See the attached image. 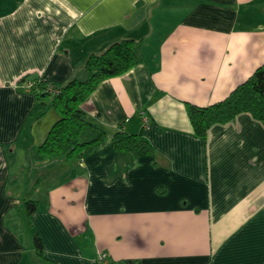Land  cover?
I'll return each instance as SVG.
<instances>
[{
    "label": "crops",
    "instance_id": "crops-1",
    "mask_svg": "<svg viewBox=\"0 0 264 264\" xmlns=\"http://www.w3.org/2000/svg\"><path fill=\"white\" fill-rule=\"evenodd\" d=\"M128 39L139 63L82 108L110 138L123 125L154 153L109 142L45 160L38 148L59 116L41 115L18 82L84 80L91 55ZM262 65L264 0H0V264L38 263L22 241L24 199L39 202L32 223L57 264H99V252L124 264H264V121L242 113L202 139L186 110L224 100Z\"/></svg>",
    "mask_w": 264,
    "mask_h": 264
},
{
    "label": "trees",
    "instance_id": "trees-1",
    "mask_svg": "<svg viewBox=\"0 0 264 264\" xmlns=\"http://www.w3.org/2000/svg\"><path fill=\"white\" fill-rule=\"evenodd\" d=\"M138 63L136 42L128 39L111 45L102 54L91 55L85 64L87 77L84 80L73 79L63 86H55L42 75L32 74L21 79L19 85L33 82L30 91L37 97L41 115L51 106L59 116L39 146L38 154L54 161L70 162L98 152L109 142L117 152L135 157L153 154L154 147L145 136L130 134L122 125L110 138L106 131L87 120L82 108L102 82L126 74ZM52 86L58 93L51 91ZM186 110L195 135L202 139L208 137L215 125L230 123L242 113L264 121V65L224 100L206 107L186 103ZM90 129L97 130L98 135L86 139L85 133ZM24 210L34 231L36 255L42 264H57L47 256L43 241L32 223L31 218L39 210V202L24 200Z\"/></svg>",
    "mask_w": 264,
    "mask_h": 264
},
{
    "label": "rangeland",
    "instance_id": "rangeland-1",
    "mask_svg": "<svg viewBox=\"0 0 264 264\" xmlns=\"http://www.w3.org/2000/svg\"><path fill=\"white\" fill-rule=\"evenodd\" d=\"M37 153V152H36ZM37 155V154H36ZM45 159V158H44ZM30 160V158L28 159ZM46 160V159H45ZM31 162V161H30ZM29 161H27V165H29L30 170L32 169V167H34V165H36V163H30ZM26 164V162H24ZM30 174V173H29ZM28 178H30V176L28 175ZM24 180V179H23ZM21 186V184H18V187ZM32 187V186H30ZM20 189V188H18ZM25 189L21 188L19 190L20 193H23ZM24 200H28V199H24ZM24 215V213H22ZM22 241H24V244H26L27 248H30V252L32 253V255H35V257H37L38 263L36 264H42V262L40 261V259L38 258V256L36 255L35 251H34V243H33V230L31 229V227L29 226V223H27V221H25V219L23 220V227H22ZM28 254V259H31V254Z\"/></svg>",
    "mask_w": 264,
    "mask_h": 264
},
{
    "label": "built area",
    "instance_id": "built-area-1",
    "mask_svg": "<svg viewBox=\"0 0 264 264\" xmlns=\"http://www.w3.org/2000/svg\"><path fill=\"white\" fill-rule=\"evenodd\" d=\"M33 85H34L33 82H26L24 85H22V87L25 90L30 91L32 89ZM51 91L53 93L54 92L58 93L57 89H55L53 86L51 88ZM144 123H145L146 126L148 125L149 119L147 117H144ZM98 262H99V264H124L122 261H118V260L112 259L105 252H99Z\"/></svg>",
    "mask_w": 264,
    "mask_h": 264
}]
</instances>
